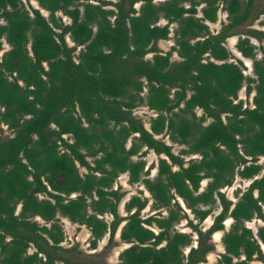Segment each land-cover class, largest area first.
I'll return each mask as SVG.
<instances>
[{
    "label": "trees",
    "instance_id": "16d2710c",
    "mask_svg": "<svg viewBox=\"0 0 264 264\" xmlns=\"http://www.w3.org/2000/svg\"><path fill=\"white\" fill-rule=\"evenodd\" d=\"M37 1L47 15L0 0V50L2 39L10 45L0 53V128L12 131L0 133V264H91L60 244L59 215L85 224L92 247L107 231L112 241L125 220L119 236L129 244L117 264H202L215 247L212 233L231 216L212 264L264 261V224L256 232L245 224L264 220V49L255 57L250 40L264 39V28H248L236 43L254 58L253 75L225 45L233 28L264 15V3L255 13L254 0ZM221 2L228 20L212 32L207 20L217 19ZM171 23L175 43L163 51L157 41ZM244 83L252 104L237 99ZM139 104L155 112L148 126L134 113ZM160 135L184 146L174 152ZM150 148L159 155L153 177L133 157ZM188 153L199 156L186 160ZM122 172L166 213L143 215L147 197L132 194L121 216L124 192L114 182ZM235 174L251 181L232 201L221 188ZM216 202L221 208L203 229ZM182 218L190 232L176 227Z\"/></svg>",
    "mask_w": 264,
    "mask_h": 264
},
{
    "label": "rangeland",
    "instance_id": "374dc122",
    "mask_svg": "<svg viewBox=\"0 0 264 264\" xmlns=\"http://www.w3.org/2000/svg\"><path fill=\"white\" fill-rule=\"evenodd\" d=\"M222 1V0H221ZM22 2L28 7L29 5L33 7L40 8L43 14L47 15L48 11L42 8L37 0H22ZM255 6L253 12L256 13L258 8H260L264 0H254ZM222 2L220 3V8L218 9L217 12V19L215 21L209 22V27L212 32L218 31L220 27L222 26L223 23L227 22V11L221 8ZM57 14L61 16L62 20L65 22L70 21V18L64 14L62 11H57ZM264 17V15H260L258 18L247 20L243 22L242 24L236 26L233 28V32L231 35H229L226 38L225 45L228 47L231 53L230 59H233L234 61L238 62V59L242 60V67H243V72L247 75H253V57H246L242 55L241 51L237 48L236 43L237 40L240 36H247L249 34L246 33L248 28H264V25L260 22V20ZM166 20L164 18L160 19V23H165ZM172 27L175 26L174 23L170 24ZM173 30L170 31L169 36L164 39H159L157 41L158 46L163 50H167L170 48L171 45L174 44L175 38L173 35ZM67 40L70 44H73L71 38L67 35ZM250 40L251 42L256 46V54L255 57L260 58L263 55L262 49H264V39L259 40L258 38L251 36L250 35ZM9 43H7L4 39H2V48L0 50V53H2L5 49L9 47ZM153 52H148L145 56L146 57H151ZM173 59L178 58V56L173 53L172 55ZM252 94L246 93V87L245 83L244 85L239 89L237 99H242L244 105L247 104H252ZM236 99V100H237ZM200 108H196V112L198 114L201 113ZM134 113L141 117L146 126L149 125L148 119L150 115H154L155 112L152 109H149L146 105L144 104H139L134 108ZM1 126L3 127V130L0 128V133L4 135H11L12 131L10 128L7 127L6 124L2 123ZM162 138L165 139L167 143L172 144V149L174 152H179L180 149L184 146V144L173 142L168 138V135H160ZM131 141V137L129 139ZM143 149V148H142ZM142 150H140L136 155H134V158L142 157L146 161V168H149V176L153 177L156 172H157V161H158V154L154 152L153 149H148L145 155H141ZM198 153H188L185 154V159L188 160L189 158L192 157H198ZM90 159V157H89ZM259 161L263 162L264 161V156L261 155L259 157ZM80 171L83 172L85 171V168L80 166ZM261 172L258 174L260 175ZM208 181V178H204L201 181V188H204L206 183ZM251 181V178H243L239 176L238 174H235L234 179L230 185H225L221 189L225 191L226 195L228 198H230L232 201H235L241 190H243ZM114 186L120 188L121 191L124 192V195L122 199L119 202L118 205V210L119 214L121 216H126L128 211L125 208V202L128 200L130 195L132 194H140L143 197H147L148 202L146 206L142 209V214L147 215L149 213L156 212L157 210H162V212L166 213L165 208H155L153 205V197L150 193V191L145 187L144 183L142 181H135L131 182L129 180V174L128 172H122L120 173L115 182ZM179 201L183 207L185 206L184 201L179 198ZM263 210H264V203H263ZM219 204L216 202L213 206V211L209 215H207L201 222L200 226L205 229L207 228L211 222L213 221V218L215 214L220 210ZM188 210V209H187ZM105 218L109 221L112 218V215L109 213H106ZM188 216L190 218H193L194 215L192 212L188 210ZM38 221L44 222V220L40 216H36ZM125 220H122L120 222L118 229L113 237L112 241H109V232L107 231L97 242V245L95 247H92L89 242L90 238V230L85 224H79L77 222H72L68 217L59 215V222L62 225L63 228V239L60 242V244L63 247H75V250L71 253L79 255L80 259L91 264H96V263H103V264H117L119 261L118 254L119 252L127 246L129 243L123 241L120 236V229L122 224L124 223ZM196 221V219H194ZM232 220L227 216L224 219V228L222 229L223 232L224 230H227L231 224ZM245 224L250 226L254 231L257 229L259 225L264 224V220L259 218V217H253L250 220L245 221ZM176 227L180 230L184 231H191V227L187 224V218H182L178 223H176ZM222 232H213L211 240L215 244V247H224L223 242H222ZM194 238L196 237V234L194 233ZM196 241L194 240V243ZM188 247H185V250H187ZM34 249L33 246H30L28 251H32ZM79 251V252H76ZM218 251L214 248L212 251H209L207 254L209 257L205 262L202 264H211L213 259L215 257H218L217 254ZM256 262L259 264H264V261L261 259H255ZM55 264H64L62 261L57 260Z\"/></svg>",
    "mask_w": 264,
    "mask_h": 264
},
{
    "label": "crops",
    "instance_id": "0c3cea01",
    "mask_svg": "<svg viewBox=\"0 0 264 264\" xmlns=\"http://www.w3.org/2000/svg\"><path fill=\"white\" fill-rule=\"evenodd\" d=\"M39 9H40V8H39ZM40 10H41V9H40ZM41 11H42V10H41ZM217 12H218V11H217ZM160 19H161V18H160ZM160 19H159V23H160ZM164 19H165V18H164ZM165 20H166V19H165ZM209 22H211V21H208V20H207V23H208V24H209ZM212 22H213V21H212ZM174 24H175V23H174ZM175 25H176V24H175ZM174 27H175V26H174ZM174 27H172V26L170 25V31L173 30ZM169 33H170V32H169ZM66 38H67V37H66ZM160 39H164V38H160ZM67 41H68V40H67ZM174 43H175V41H174ZM173 53H175V54L177 55V53H176L175 51H174ZM172 55H173V54H172ZM177 56H178V55H177ZM178 58H179V56H178ZM238 91H239V90H238ZM129 139H130V137L128 138L127 145H129L130 142H131V141H129ZM179 198H180V197H178V199H179ZM236 200H237V199H236ZM236 200H235V201H236ZM228 217L230 218V220L233 221V219H232L231 216H228ZM247 226H248V225H247ZM249 227H250V226H249ZM256 230H257V229H256ZM256 230H255V232H256ZM218 231H220V232L223 233V230H222V229L216 230V232H218ZM253 231H254V230H253ZM214 232H215V231H214ZM214 245H215V244H214ZM214 248L218 251V253L224 251V247H214ZM214 248H213V249H214ZM262 248H263V251H264V246H263V245H262ZM187 249H188V248H187ZM213 249H212V250H213ZM212 250H210V251H212ZM185 251H187V250H185ZM208 252H209V251H208ZM208 252H207V253H208ZM216 254H217V253H216ZM217 255H218V257H219L220 253L217 254ZM208 257H209V255L206 254V260H207ZM218 257H215V258L213 259L212 263L215 262V261L217 260ZM202 263H203V262H202ZM212 263H211V264H212Z\"/></svg>",
    "mask_w": 264,
    "mask_h": 264
}]
</instances>
